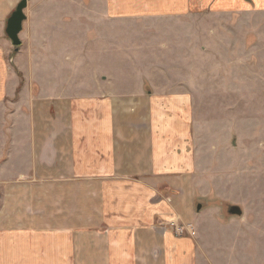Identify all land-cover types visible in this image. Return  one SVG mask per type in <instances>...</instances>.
I'll return each instance as SVG.
<instances>
[{
	"label": "crops",
	"instance_id": "obj_1",
	"mask_svg": "<svg viewBox=\"0 0 264 264\" xmlns=\"http://www.w3.org/2000/svg\"><path fill=\"white\" fill-rule=\"evenodd\" d=\"M20 1L0 0V264H199L203 218L219 209L195 205L233 201L224 187L249 167L245 158L232 164L234 144L204 151L196 142L186 68L172 78L155 58L141 71L133 57L132 68L118 67L126 61L119 30L197 35L201 11L260 13L264 0H82L77 19L74 0H31L15 49L5 23ZM79 19H87L83 66L74 72L67 49L73 58L60 78L58 26ZM92 30L100 32L90 40ZM84 72L95 81L75 82Z\"/></svg>",
	"mask_w": 264,
	"mask_h": 264
},
{
	"label": "rangeland",
	"instance_id": "obj_2",
	"mask_svg": "<svg viewBox=\"0 0 264 264\" xmlns=\"http://www.w3.org/2000/svg\"><path fill=\"white\" fill-rule=\"evenodd\" d=\"M74 1L73 16L77 19L82 14L77 9L82 0ZM92 2L104 4V0ZM97 6L90 11L92 20L99 14ZM64 10L58 8L57 15L65 14ZM195 16L197 24L202 23L197 27V35L182 28L171 27L163 31V27L124 23L119 30L121 42L118 45L124 50L125 57L121 61H126L120 62L118 67L129 70L132 67L127 65L133 57L139 60L141 71H145L155 58L156 68H162V72L172 78H179L181 72L178 73V69L186 68L187 87L194 100L196 142L202 143L204 151L216 145L234 144L238 150L231 158L232 164L238 166L245 158L243 166L249 167V176L229 178L224 187L223 192L233 201L217 200L203 205L206 209L218 208L219 212L218 215L207 212L203 218L205 227L197 237L198 263L264 264V12L241 14L234 11L220 15L205 10ZM86 20L79 19V23L67 29L58 26V39L53 45L59 54L60 78L64 75L63 68L71 66L74 50V72L83 66L78 57L88 48L82 33ZM97 28L103 30L104 26ZM142 30H153L154 35L142 36ZM99 32L92 30L90 40L98 38ZM100 44L97 42L95 48ZM72 47L73 53L65 52ZM134 47L140 52L132 50L126 54V49ZM66 55H69V63H65ZM95 70H99L98 64ZM95 77L84 72L75 75V82L93 83ZM218 174V169L213 170L206 180H212ZM230 207L240 209L241 215L230 214Z\"/></svg>",
	"mask_w": 264,
	"mask_h": 264
},
{
	"label": "water",
	"instance_id": "obj_3",
	"mask_svg": "<svg viewBox=\"0 0 264 264\" xmlns=\"http://www.w3.org/2000/svg\"><path fill=\"white\" fill-rule=\"evenodd\" d=\"M29 1L31 0H21L5 23V36H7L15 49L19 47L21 43L18 35H20V33L22 32L23 22L26 21V15L24 11ZM195 206L196 212L199 213L205 208L203 205L199 204ZM229 213L232 215H236L237 217L241 215V211L237 207L230 208Z\"/></svg>",
	"mask_w": 264,
	"mask_h": 264
},
{
	"label": "trees",
	"instance_id": "obj_4",
	"mask_svg": "<svg viewBox=\"0 0 264 264\" xmlns=\"http://www.w3.org/2000/svg\"><path fill=\"white\" fill-rule=\"evenodd\" d=\"M213 201H214V202H218L217 200H212V202H213ZM212 202H211V203H212ZM197 205H198V204H197ZM199 205H204V204L199 203ZM230 208H233V207H230Z\"/></svg>",
	"mask_w": 264,
	"mask_h": 264
}]
</instances>
